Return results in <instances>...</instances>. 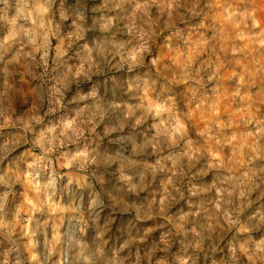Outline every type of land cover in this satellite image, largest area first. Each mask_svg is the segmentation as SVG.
<instances>
[{
	"label": "clouds",
	"instance_id": "obj_1",
	"mask_svg": "<svg viewBox=\"0 0 264 264\" xmlns=\"http://www.w3.org/2000/svg\"><path fill=\"white\" fill-rule=\"evenodd\" d=\"M0 264H264V0H0Z\"/></svg>",
	"mask_w": 264,
	"mask_h": 264
}]
</instances>
